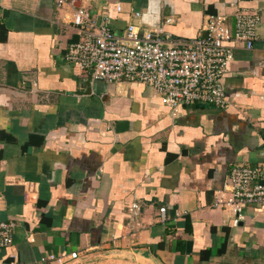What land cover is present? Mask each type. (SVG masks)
I'll return each mask as SVG.
<instances>
[{
  "label": "crops",
  "instance_id": "0c3cea01",
  "mask_svg": "<svg viewBox=\"0 0 264 264\" xmlns=\"http://www.w3.org/2000/svg\"><path fill=\"white\" fill-rule=\"evenodd\" d=\"M83 4L117 33L133 23L172 40L196 37L209 14L231 24L237 8L261 21L251 49L233 46L228 107L172 114L150 88L66 61L69 8L0 0V221L15 222L0 264H264V209L212 205L232 167L264 165V0Z\"/></svg>",
  "mask_w": 264,
  "mask_h": 264
},
{
  "label": "built area",
  "instance_id": "2783aa9c",
  "mask_svg": "<svg viewBox=\"0 0 264 264\" xmlns=\"http://www.w3.org/2000/svg\"><path fill=\"white\" fill-rule=\"evenodd\" d=\"M54 1L71 10L77 28L78 40L65 51L72 67L106 83H140L158 95L172 114L182 105L196 103L228 107L223 78L233 59V46L241 43L251 49L261 21L257 10L237 8L231 24L227 15L209 14L196 37L172 40L162 27L141 30L133 23L117 33L107 13L91 15L83 0ZM248 203L264 209V165L232 167L229 184L215 194L212 205L241 215ZM159 211L164 218L165 208ZM14 225V221H0V247L12 243ZM69 256L76 258L77 252ZM49 258L60 261L61 256Z\"/></svg>",
  "mask_w": 264,
  "mask_h": 264
},
{
  "label": "water",
  "instance_id": "95a60500",
  "mask_svg": "<svg viewBox=\"0 0 264 264\" xmlns=\"http://www.w3.org/2000/svg\"><path fill=\"white\" fill-rule=\"evenodd\" d=\"M236 218H241V215H236Z\"/></svg>",
  "mask_w": 264,
  "mask_h": 264
}]
</instances>
